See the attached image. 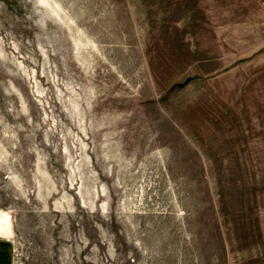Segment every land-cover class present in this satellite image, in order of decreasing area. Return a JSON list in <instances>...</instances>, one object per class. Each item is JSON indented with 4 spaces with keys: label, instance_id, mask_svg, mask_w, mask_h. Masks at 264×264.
I'll return each instance as SVG.
<instances>
[{
    "label": "rangeland",
    "instance_id": "374dc122",
    "mask_svg": "<svg viewBox=\"0 0 264 264\" xmlns=\"http://www.w3.org/2000/svg\"><path fill=\"white\" fill-rule=\"evenodd\" d=\"M0 209L13 264H264V0H0Z\"/></svg>",
    "mask_w": 264,
    "mask_h": 264
},
{
    "label": "crops",
    "instance_id": "0c3cea01",
    "mask_svg": "<svg viewBox=\"0 0 264 264\" xmlns=\"http://www.w3.org/2000/svg\"><path fill=\"white\" fill-rule=\"evenodd\" d=\"M0 236V264H13L12 243L6 238Z\"/></svg>",
    "mask_w": 264,
    "mask_h": 264
},
{
    "label": "bare ground",
    "instance_id": "6f19581e",
    "mask_svg": "<svg viewBox=\"0 0 264 264\" xmlns=\"http://www.w3.org/2000/svg\"><path fill=\"white\" fill-rule=\"evenodd\" d=\"M78 33L81 34L82 32L80 31ZM82 34H84V33H82ZM88 40H90V39H88ZM76 41H78V40H76ZM78 45H80V44H77V46ZM11 225H12L11 224V215L9 214V212L8 211H4L3 209H0V232H3L5 234L10 232L9 230L11 229Z\"/></svg>",
    "mask_w": 264,
    "mask_h": 264
}]
</instances>
